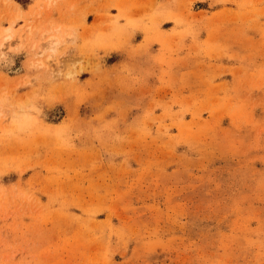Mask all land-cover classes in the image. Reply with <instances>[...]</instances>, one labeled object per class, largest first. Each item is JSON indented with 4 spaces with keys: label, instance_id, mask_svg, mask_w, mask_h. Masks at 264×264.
<instances>
[{
    "label": "rangeland",
    "instance_id": "1",
    "mask_svg": "<svg viewBox=\"0 0 264 264\" xmlns=\"http://www.w3.org/2000/svg\"><path fill=\"white\" fill-rule=\"evenodd\" d=\"M202 1L0 0V264H264V0Z\"/></svg>",
    "mask_w": 264,
    "mask_h": 264
},
{
    "label": "crops",
    "instance_id": "2",
    "mask_svg": "<svg viewBox=\"0 0 264 264\" xmlns=\"http://www.w3.org/2000/svg\"><path fill=\"white\" fill-rule=\"evenodd\" d=\"M192 6L194 8H197V10H201V9L202 10H204V9L207 10L208 9V1L207 0H203L201 3L200 2L199 3L198 2H194L192 4ZM194 8H193V10H194ZM221 8H222L221 6L220 7L219 6H216V7H213L212 8V11L214 13V12H216L217 10H219ZM166 28H171V27L167 26ZM202 37L205 38L204 35H202ZM141 40H142L141 36L140 35H136L135 38H134V43H139ZM187 43L190 44V41L188 40ZM156 49H157L156 45L152 44L151 47H150V51H155ZM121 60H122L121 57H117L116 54H112V56L107 61V65H109V66L118 65L119 62H121ZM150 68H153V67L151 66ZM124 75H126V77H125L126 79H127V77H130V75H128L126 73H124ZM84 80H87V78L84 79ZM153 80H154L153 78H149V77L148 78H145V79H141L140 78V83L137 84V85H134V87H133V88H136L137 90L131 91L130 92V95L133 96L136 93H142L143 92V89L146 87V84H149L151 82H152L151 84H154ZM142 87H144V88L141 91L139 88H142Z\"/></svg>",
    "mask_w": 264,
    "mask_h": 264
}]
</instances>
